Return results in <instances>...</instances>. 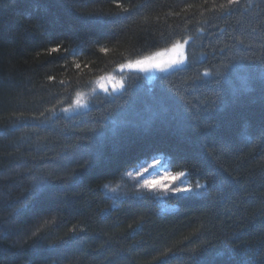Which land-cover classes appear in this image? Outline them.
I'll list each match as a JSON object with an SVG mask.
<instances>
[{
    "label": "trees",
    "instance_id": "16d2710c",
    "mask_svg": "<svg viewBox=\"0 0 264 264\" xmlns=\"http://www.w3.org/2000/svg\"><path fill=\"white\" fill-rule=\"evenodd\" d=\"M185 40L184 67L95 90ZM259 56L264 0H0V264H264ZM160 153L203 187L134 188Z\"/></svg>",
    "mask_w": 264,
    "mask_h": 264
},
{
    "label": "snow or ice",
    "instance_id": "6c2138e0",
    "mask_svg": "<svg viewBox=\"0 0 264 264\" xmlns=\"http://www.w3.org/2000/svg\"><path fill=\"white\" fill-rule=\"evenodd\" d=\"M230 3L238 2V0H229ZM66 3L69 7L73 6L75 0H66ZM117 7H120V4L117 3ZM127 11V9H124ZM88 15H96L94 13ZM188 43L185 40L183 43L180 41H176L172 44L171 48L165 49L164 52H157L153 56L144 57L143 59H138L134 62H129L127 64H122L120 66L121 70L125 68L129 70H138L141 72L145 71H161L166 72L173 68H179L183 64L186 63L187 57L185 55V45ZM62 48L61 44H57L56 46L49 49L50 53L60 52ZM101 51H107V49L101 48ZM158 57H167L166 59H157ZM260 64V85L262 88V92H264V56L254 57ZM79 66V65H77ZM205 76L209 75L208 72L204 73ZM122 86V85H120ZM248 83L245 82L244 87L247 88ZM105 92L108 91V88L105 85H101ZM118 90V82H114L112 84V91ZM221 103H223L222 97H217ZM217 100H213V106H216ZM77 106L80 105V100H76ZM67 111V110H66ZM87 162V161H86ZM167 159L163 153L159 155H150L148 159H145L139 168H137L134 172L128 171L125 173L127 177L133 178L136 183L134 188L137 190L143 189L147 193H160V194H171L172 196H182L189 193H194L197 190L201 189L203 185L199 182H196L194 185L191 183H184L183 177H185V171H177L172 172L167 168ZM147 173V175H145ZM60 179H64L66 177H59ZM107 187V185H105ZM40 190V181H37L33 186V189L30 191H39ZM111 191H115V189H111ZM185 198H189L185 195ZM48 221H45L47 224ZM42 227V226H41ZM41 227H38L35 232H33V236H38ZM73 233H75L76 229H72ZM3 237L0 236V239ZM34 250L39 251V249H35V245H33ZM55 251V249H51ZM196 252H193L194 264H198L195 260Z\"/></svg>",
    "mask_w": 264,
    "mask_h": 264
},
{
    "label": "rangeland",
    "instance_id": "374dc122",
    "mask_svg": "<svg viewBox=\"0 0 264 264\" xmlns=\"http://www.w3.org/2000/svg\"><path fill=\"white\" fill-rule=\"evenodd\" d=\"M181 43H183V42H181ZM186 50H187V44L185 45V55H186ZM159 52H164V50L159 51ZM153 55H151V56H153ZM166 58L167 57H158L157 59H166ZM185 65H186V63L183 64L179 68H182ZM179 68H173V69H170L169 71H166V72L155 71V70L154 71L141 72V71H138V70H129L127 68H125L124 70H121V68L119 67L113 75H111V76L99 81L97 83V86L95 87V90L96 91L98 90L99 92H102V93H117L119 90H121L122 86H120V85H122L124 77L125 76L127 77V76L131 75L133 72L142 73L149 80H152V79H154L155 77H157L159 75L168 74V73H170L172 71H175V70H177ZM114 82H118V90L117 91H112V84ZM101 85H105L108 88V91L105 92L104 89L101 87ZM78 99L80 100V105H82V106H77V104H76L75 108L84 107V104H85L84 102L87 99L86 96L85 95H80V97ZM145 175H147V173ZM183 181H184V177H183ZM184 183H187V181L185 180ZM156 194H160V193H156ZM160 195L169 196L171 194H167V195L160 194Z\"/></svg>",
    "mask_w": 264,
    "mask_h": 264
},
{
    "label": "bare ground",
    "instance_id": "6f19581e",
    "mask_svg": "<svg viewBox=\"0 0 264 264\" xmlns=\"http://www.w3.org/2000/svg\"><path fill=\"white\" fill-rule=\"evenodd\" d=\"M114 186V185H113ZM134 192V191H133ZM113 193H115V192H113ZM168 207V206H167Z\"/></svg>",
    "mask_w": 264,
    "mask_h": 264
}]
</instances>
